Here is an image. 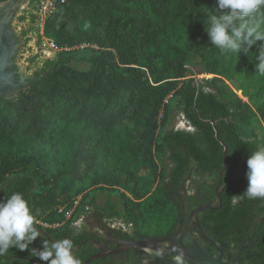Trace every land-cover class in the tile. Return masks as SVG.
Instances as JSON below:
<instances>
[{
	"label": "trees",
	"instance_id": "16d2710c",
	"mask_svg": "<svg viewBox=\"0 0 264 264\" xmlns=\"http://www.w3.org/2000/svg\"><path fill=\"white\" fill-rule=\"evenodd\" d=\"M217 8V0L59 4L44 32L57 58L32 88L0 98V201L22 193L43 239L67 237L76 249L88 236L73 227L74 216L96 208L99 194L118 196L104 210L135 235L161 237L182 222L177 191L188 170L214 185L224 172L222 207L201 222L233 249L249 239L264 220V198L233 205L231 197L246 189V161L264 147V76L255 71V46L224 56L211 44L204 22ZM175 110L192 131L169 129ZM197 192L194 207L216 198V186ZM41 246L38 238L30 247ZM96 253L86 244L74 255L83 264ZM0 264L45 262L10 248ZM241 264H264V221Z\"/></svg>",
	"mask_w": 264,
	"mask_h": 264
},
{
	"label": "clouds",
	"instance_id": "9594fccd",
	"mask_svg": "<svg viewBox=\"0 0 264 264\" xmlns=\"http://www.w3.org/2000/svg\"><path fill=\"white\" fill-rule=\"evenodd\" d=\"M215 13L208 11L205 31L215 49L221 55L250 53L255 46V71L264 76V0H217ZM247 187L242 194L233 195L231 202L236 205L243 197L264 198V147L253 151L246 161ZM35 216L22 193H13L0 201V256L10 248L30 251L31 255L45 264H81L74 255V244L70 238L49 241L43 239L34 227ZM81 220L73 227L79 229ZM42 240L41 248H32L37 239ZM167 246L156 250L158 257L165 255ZM172 264H185L182 250L173 247Z\"/></svg>",
	"mask_w": 264,
	"mask_h": 264
},
{
	"label": "water",
	"instance_id": "95a60500",
	"mask_svg": "<svg viewBox=\"0 0 264 264\" xmlns=\"http://www.w3.org/2000/svg\"><path fill=\"white\" fill-rule=\"evenodd\" d=\"M24 0H8L0 6L5 14L0 17V98L12 99L17 97L21 92H24L34 86L40 78H27L24 72H17L16 59L19 53L20 44L18 38L10 36L6 43L2 42L4 26L15 18L18 14V8L23 7ZM31 0H26L25 5H29ZM14 20V19H13ZM17 44V45H16ZM241 96V94H240ZM228 148L226 147V154ZM228 167V162L225 160V169ZM225 173L220 175V183L216 188V198L194 207L191 202V195H189L187 188L189 183L193 182L191 177H188L181 186L179 191V198L183 206L182 222L177 227L174 233L167 234L161 237L142 236L138 240L131 239H113L108 238L104 243H98L89 240L86 243L93 246L97 253L88 259L83 264H90L99 258L113 257L119 254H126L133 251L139 263L154 264L161 261L165 264H172V256L176 253L172 251L173 247L161 257H153L148 263L145 262L147 255L144 253L146 247L157 243H171L176 244L175 248L183 251L185 256V264H241V258L246 248L252 243L256 236V230L263 219H258L253 226V230L249 239L238 246L236 249L229 247L227 244L221 242L217 238L211 236L201 223L200 215L205 211H217L222 207L224 186L222 178ZM196 226V233H194L193 226ZM199 239L209 243L218 250V254H213L207 247H205ZM114 245L113 249L107 250L108 245ZM80 247L74 249V253Z\"/></svg>",
	"mask_w": 264,
	"mask_h": 264
},
{
	"label": "rangeland",
	"instance_id": "374dc122",
	"mask_svg": "<svg viewBox=\"0 0 264 264\" xmlns=\"http://www.w3.org/2000/svg\"><path fill=\"white\" fill-rule=\"evenodd\" d=\"M2 5L3 3H0V6ZM17 15L22 16H15V19L12 23V30L14 33L19 35L18 38L21 40L24 46L23 49H21V51H19L17 54L16 70L17 72L23 71L27 78H37L35 74L41 71L46 63L55 60L59 54V50L52 47V43L48 41L41 33L42 22L40 20V16L38 15L36 0H31L30 4L26 8L19 7ZM196 73L199 74L197 77L200 79L206 77L199 71ZM255 118L256 117H254V119ZM169 129L192 131V128L186 122L184 115L178 110L174 111ZM192 184V182L189 183L187 188L189 195L194 194V187ZM107 201H110L112 205L119 203L117 195L107 196L105 194H99L97 196L96 208H80L79 212L74 216L76 221H82L81 226H86V229L89 233H91L95 238L103 241L108 238L120 239L121 234H124L129 229V226L122 220L121 217L111 216V210H104ZM118 209H120V206H118ZM73 214L74 210L71 211V217ZM177 231H179V228ZM192 231L196 233L195 225L193 226ZM199 241L213 254H218V250L212 245L203 241L202 239H199ZM106 249H113V246L110 245ZM113 259L117 262V264H129L128 253L115 255L113 256ZM154 264L165 263L158 261Z\"/></svg>",
	"mask_w": 264,
	"mask_h": 264
},
{
	"label": "flooded vegetation",
	"instance_id": "af4514ba",
	"mask_svg": "<svg viewBox=\"0 0 264 264\" xmlns=\"http://www.w3.org/2000/svg\"><path fill=\"white\" fill-rule=\"evenodd\" d=\"M25 3H26V0H24L23 1V6H24V8H26L27 7V5H25ZM30 4V3H29ZM5 14V12L3 11V9H0V17H2L3 15ZM18 16V15H17ZM16 16V17H17ZM22 16V15H21ZM21 16H18V17H21ZM13 19H15V18H12V19H10V21H8V23L4 26V29H3V34H2V36H3V39H2V42L3 43H6L7 42V40H9L10 39V36H15V37H17L18 38V36L19 35H17L16 33H14V31L12 30V23H13ZM20 31V30H19ZM18 42H19V44H20V47H19V51H21V49H23V46H24V44L21 42V40L18 38ZM17 45V44H16ZM18 51V52H19ZM189 171V173H188V176H187V178L188 177H191L192 179H193V187H194V190H193V195H191V199L193 198V197H195L196 195H197V187L198 186H203V185H210V188H213V187H215L216 186V188H217V186L218 185H214V184H209L208 183V181L206 180V178H200V177H196V176H194L193 175V168H191V169H189L188 170ZM237 176V175H236ZM186 178V179H187ZM185 179V180H186ZM184 180V181H185ZM183 181V182H184ZM182 182V183H183ZM181 186H182V184H181ZM224 186V185H223ZM225 187V186H224ZM180 189H181V187H180ZM180 189L177 191V194H178V196H179V191H180ZM211 201V200H210ZM193 205V204H192ZM200 219H201V215H200ZM202 223V222H201ZM203 225V224H202ZM79 232H83V233H85V234H87V236H88V238L85 240V241H83V243H82V245H80V247L81 246H83V245H86V244H88V243H86L87 241H89V240H93V241H95V242H98V243H104L105 241H103V240H100V239H97V238H95L91 233H89L88 231H87V229H86V226H80V228L79 229H77ZM142 237V236H141ZM141 237H139V236H137V235H135V232L132 230V229H128V231H126L124 234H121V238L120 239H133V240H138V239H140ZM90 245V244H89ZM111 246H113V248H114V245H112V244H110ZM110 245H108V247L110 246ZM91 247H93V246H91ZM94 248V247H93ZM128 257H129V264H139V262H138V259H137V257L135 256V254H134V252L133 251H130L129 253H128ZM116 262V261H115ZM117 263V262H116Z\"/></svg>",
	"mask_w": 264,
	"mask_h": 264
},
{
	"label": "built area",
	"instance_id": "2783aa9c",
	"mask_svg": "<svg viewBox=\"0 0 264 264\" xmlns=\"http://www.w3.org/2000/svg\"><path fill=\"white\" fill-rule=\"evenodd\" d=\"M63 3H65V0H36V7L38 10V15L40 16V20L42 22V32H41L42 35H44V32H45L44 29H45L46 22L53 15V13L56 11L57 6L59 4H63ZM52 47L58 49L53 43H52ZM78 204H79V202H76L75 206L77 207ZM63 211H64V208L59 209L60 213H62ZM66 217L67 218L71 217V211L66 212Z\"/></svg>",
	"mask_w": 264,
	"mask_h": 264
},
{
	"label": "bare ground",
	"instance_id": "6f19581e",
	"mask_svg": "<svg viewBox=\"0 0 264 264\" xmlns=\"http://www.w3.org/2000/svg\"><path fill=\"white\" fill-rule=\"evenodd\" d=\"M167 246L165 249V253H167L169 251V249L171 247H176V244H171V243H157V244H152L150 247H146L143 251L144 253H146L145 255H147L145 262L148 263L153 257H156L157 255L155 254L156 250Z\"/></svg>",
	"mask_w": 264,
	"mask_h": 264
}]
</instances>
